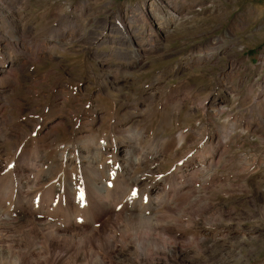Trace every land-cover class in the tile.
<instances>
[{"label": "rangeland", "instance_id": "374dc122", "mask_svg": "<svg viewBox=\"0 0 264 264\" xmlns=\"http://www.w3.org/2000/svg\"><path fill=\"white\" fill-rule=\"evenodd\" d=\"M99 263L264 264V0H0V264Z\"/></svg>", "mask_w": 264, "mask_h": 264}, {"label": "bare ground", "instance_id": "6f19581e", "mask_svg": "<svg viewBox=\"0 0 264 264\" xmlns=\"http://www.w3.org/2000/svg\"><path fill=\"white\" fill-rule=\"evenodd\" d=\"M131 148V147H130ZM131 152V151H130ZM128 153L126 154V156L123 158L125 159L124 162L127 166V168H130V166L128 167V164L135 158L132 159V154L131 153ZM127 153V152H126ZM136 160V159H135ZM131 179V178H130ZM136 182H137V179H134ZM95 183V182H94ZM92 184V183H91ZM96 184V183H95ZM177 187V188H176ZM175 189L173 190V192L175 193V191H178L179 189V185L176 186ZM93 190V189H92ZM104 190V185L102 183H100V185H96L95 187V191L93 193V201H92V208L95 212V214L93 215V220L94 222H102V219L105 218L106 216L112 214V208L114 206V204L110 203V204H107L104 202V199L105 197L101 196V192ZM100 191V193H99ZM99 194L98 196L96 194ZM118 195V194H117ZM108 198V197H107ZM103 200V201H101ZM151 200V199H150ZM113 201H115V199L113 198ZM157 201V200H156ZM162 201V200H160ZM164 202V201H163ZM114 209V208H113ZM90 210V209H89ZM146 210V209H145ZM115 211V209H114ZM116 213V212H115ZM114 213V214H115ZM118 213V211H117ZM156 213V212H155ZM90 214V213H89ZM121 214V213H119ZM157 214V213H156ZM116 215V214H115ZM131 215H135L136 216V219L137 222L136 224L137 225H140V228H143L144 230V238L146 240V243L142 240V239H139V245H140V248H141V256L142 258L146 259L148 257H150V250H149V247L151 245H154L155 247H157V242H156V237H155V234L154 233H158V234H169L168 232H170L168 229H162L161 227H159V221H157V219L154 218V213L152 216H148V215H145V214H139L137 212H130V217H132ZM111 216V215H110ZM113 216V214H112ZM90 218V217H89ZM110 218V217H109ZM108 218V219H109ZM112 218V217H111ZM114 218H118L114 216ZM134 218V217H133ZM132 218V219H133ZM68 219V218H67ZM88 219V218H87ZM108 219H107V222H108ZM129 219V218H128ZM71 221V220H70ZM106 222V221H105ZM106 222V223H107ZM110 222V220H109ZM104 222H102L103 224ZM98 224V223H97ZM134 224L135 227H137V225ZM162 224V223H161ZM106 227V226H105ZM99 228V227H97ZM104 227H100L99 229H97V232L95 233L94 230H90L88 232V235L85 233L83 234H78L77 231L76 234L74 235H70L72 237H70V239L66 242V244H64L63 246V251L66 252L67 254H72L71 253V249L72 248H77L78 250L80 249V246H83V245H86V243L88 242V238L91 236L93 237V239L95 238V236L97 237L96 240L104 247V248H110L111 251H113L115 249L114 245L112 244V241L114 240V237H111L109 234H106V231L103 229ZM139 228V227H137ZM145 228L147 229V231L149 232H152L151 234L147 233ZM61 229V228H60ZM90 229V228H89ZM64 230H67V229H64ZM73 230V229H72ZM71 230V231H72ZM75 230H78V229H75ZM57 231H60L56 226L53 227L51 229V231H48L46 234H44V237H42V242L45 244L46 246V249H51V247L53 246V243H56V242H59V238L56 236V232ZM80 231V230H79ZM81 232V231H80ZM105 235L107 237H105ZM89 236V237H88ZM116 237V236H115ZM117 239V238H116ZM39 240V239H38ZM67 240V239H66ZM40 241V240H39ZM154 243V244H153ZM97 244V243H96ZM99 244V245H100ZM59 246V245H58ZM87 247V246H85ZM102 247V248H103ZM50 252V250H48ZM158 251V250H156ZM32 252V251H31ZM75 253L78 254V251H76ZM74 253V254H75ZM85 253V252H84ZM81 258V261L83 259V254H81L80 256ZM97 261V260H96ZM100 264V263H99ZM107 264V263H106Z\"/></svg>", "mask_w": 264, "mask_h": 264}, {"label": "snow or ice", "instance_id": "6c2138e0", "mask_svg": "<svg viewBox=\"0 0 264 264\" xmlns=\"http://www.w3.org/2000/svg\"><path fill=\"white\" fill-rule=\"evenodd\" d=\"M132 195H133V196H135V195H136V192H135V191H133Z\"/></svg>", "mask_w": 264, "mask_h": 264}]
</instances>
